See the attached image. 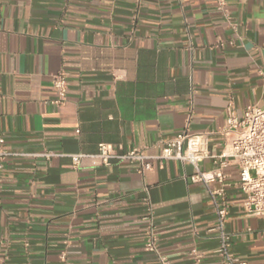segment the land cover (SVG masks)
I'll return each mask as SVG.
<instances>
[{
	"label": "crops",
	"instance_id": "obj_1",
	"mask_svg": "<svg viewBox=\"0 0 264 264\" xmlns=\"http://www.w3.org/2000/svg\"><path fill=\"white\" fill-rule=\"evenodd\" d=\"M218 1L0 0V147L11 153L0 168V264H160L145 248L146 197L163 254L218 262L215 208L191 163L152 158L142 173L70 157L102 142L155 157L186 127L213 131L220 153L229 102L238 116L264 107V0H225L230 19ZM61 71L69 87L57 103ZM49 149L59 155L33 156ZM226 172L232 250L264 264V216L246 213L238 166Z\"/></svg>",
	"mask_w": 264,
	"mask_h": 264
},
{
	"label": "built area",
	"instance_id": "obj_2",
	"mask_svg": "<svg viewBox=\"0 0 264 264\" xmlns=\"http://www.w3.org/2000/svg\"><path fill=\"white\" fill-rule=\"evenodd\" d=\"M218 8L224 12L228 19L226 1L219 0ZM234 28L237 25L232 24ZM233 44V41H230ZM225 42H219L217 46H225ZM54 86L59 94L57 103L67 100L69 82L67 73L61 71L54 77ZM226 122L221 129L222 151L215 153L211 148V135L213 131L191 132L189 127L178 132L171 138L160 141L161 151L155 157L146 154L145 146H135L127 150H119L111 143L102 142L96 153L71 154L74 167H79L86 159H92L100 165L110 166L115 162L128 161L137 163L138 170L145 173L154 168L152 158L160 162L168 159L189 162L194 167V173L190 176L191 181L203 182L210 194L215 208L216 222L211 231L216 233L218 247L216 252L219 256L215 264H249V262L232 250V233L227 229L230 201L228 189L231 186L229 174L226 168L235 163L239 168L238 186L244 195L243 207L248 215L264 216V107H249L242 116L236 114L233 101H230L226 109ZM0 143L4 139L0 138ZM11 153L0 147V168L5 159ZM54 150H46L33 156H43L47 160L58 156ZM211 159L214 163L212 169H204L202 163ZM216 184L217 186H212ZM147 213L144 219L147 221L145 248L157 255L160 264H177L160 251L154 210L149 197L145 198ZM65 263L67 257L61 255ZM203 264L202 255L193 251V263Z\"/></svg>",
	"mask_w": 264,
	"mask_h": 264
}]
</instances>
